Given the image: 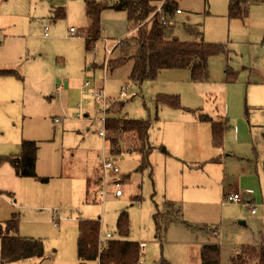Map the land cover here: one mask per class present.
Returning <instances> with one entry per match:
<instances>
[{"label": "rangeland", "instance_id": "374dc122", "mask_svg": "<svg viewBox=\"0 0 264 264\" xmlns=\"http://www.w3.org/2000/svg\"><path fill=\"white\" fill-rule=\"evenodd\" d=\"M176 1L183 11L179 22L201 25L206 41L223 43L236 54L232 62L225 54L211 57L203 82L191 81L186 69H167L139 85L128 78L130 62L109 71L106 60L120 55V43L111 54L106 48L131 34L123 11L102 12L101 37L88 50L84 0H0V69L18 75L0 76V157L19 153L22 139L35 140L36 174L48 178L41 182L18 177L8 162L0 163V225L15 213L19 235L45 244L43 258L7 264H75L79 219L99 220L101 235L108 232L114 239L145 243L142 264L161 257L172 264H201L199 248L207 243H219L220 264H231L236 246L253 244L255 230L264 229V205L251 215L248 203H223L235 185L240 194L250 191L257 203L261 195L264 5L252 7L240 21L227 19L228 0ZM57 7L65 8V18L53 17ZM69 28L77 31L75 37ZM123 54L130 56L128 51ZM85 80L91 82L84 96L90 114L79 118V86ZM122 83L131 88L120 115L152 124L151 166L137 171L140 154L128 152L122 141V152L114 158L123 175L109 176L103 199L93 184L100 183L101 154L110 145L108 138L99 136L104 127L94 117L100 116L101 106L91 94L101 89L116 99ZM158 94L177 95L182 107L195 111L156 107ZM199 112L232 126L221 148L211 145L210 123L199 121ZM118 178L123 195L114 197ZM165 200L178 204L180 216L156 238L153 214L156 209L165 212ZM53 209L63 218L59 228L51 221ZM122 212L129 220L127 237L116 231ZM212 226H217V235Z\"/></svg>", "mask_w": 264, "mask_h": 264}, {"label": "trees", "instance_id": "16d2710c", "mask_svg": "<svg viewBox=\"0 0 264 264\" xmlns=\"http://www.w3.org/2000/svg\"><path fill=\"white\" fill-rule=\"evenodd\" d=\"M84 1L89 21L84 38L85 48L88 50L101 37L102 12L107 9L125 12L127 32L131 31V34L119 41L120 55L108 58L106 68L113 71L130 62L128 78L133 83L141 85L145 80H155L160 71L167 69H186L191 81L203 82L208 77L209 59L220 54L228 56L230 53L227 45L206 41L201 25L178 22L175 19L178 10L176 0ZM255 1L257 0H228V19L245 20L250 6ZM204 2L207 4V0ZM52 13L55 19L65 18L66 15L64 7H57ZM163 20L166 23H163ZM124 51H128L127 55L130 56H125ZM0 76L18 75L14 70L0 69ZM155 103L156 107L164 104L184 111H195L182 107L177 95L158 94ZM123 106L124 102L113 105L105 120L104 129L109 140V150L114 155H120L123 141L128 152L140 154L137 171L143 172L151 166L149 155L153 146L148 139L152 124L148 120L130 119L124 114L120 115L119 109ZM197 118L201 122L210 123L211 145L220 148L229 125L223 119L214 120L202 112L198 113ZM38 149L37 141L22 139L19 153L1 156L0 163L8 162L18 177L37 178L41 182H47L48 178H39L35 171ZM195 167H199V164ZM151 174L150 170V176ZM164 206V213L156 209L153 214L156 238L161 236L168 222L175 221L180 216L178 204L165 200ZM171 210L176 212V216L170 215ZM18 223V215L14 213L0 225V264L41 259L44 256V241L20 236ZM129 229L127 214L122 212L117 218L116 231L120 236L127 237ZM100 230L99 220H78L77 264H142L143 255L140 253L138 242L111 238L100 246ZM216 233L218 234V230L214 231V234ZM258 237L256 244L241 245L236 255L231 258V264H264V231L259 232ZM220 255L221 246L218 243L203 244L199 248L201 264H220ZM150 264L172 263L161 257Z\"/></svg>", "mask_w": 264, "mask_h": 264}, {"label": "built area", "instance_id": "2783aa9c", "mask_svg": "<svg viewBox=\"0 0 264 264\" xmlns=\"http://www.w3.org/2000/svg\"><path fill=\"white\" fill-rule=\"evenodd\" d=\"M158 10L159 9H157V11ZM180 13H181L180 10L176 11V15L180 14ZM163 23H166V21L163 20ZM47 31H48V28L45 27L44 28V36H47ZM76 33H77V31L75 29H73V28L69 29L70 36L75 37ZM106 50L108 53H110V49H106ZM90 85H91L90 80H86L79 87V103H78L79 112L77 114V116L79 118L87 117L90 114V109L88 107H84V103H85L84 96L87 93V89L89 88ZM130 88H131V86L129 84L121 85L119 92H118V96L116 99H112L111 97L107 96L105 91L101 90V89L96 90L95 92H93L91 94L93 100L101 106L100 116L97 118L99 121L102 122L103 127H104L105 120L107 117V112L109 111L110 107L112 105L118 103L116 101H122L123 102V100H125L128 97ZM99 136H101L104 140H106L107 139L106 130L103 129V130L99 131ZM114 156L115 155L110 152L109 146H108V152L107 153H105V151L102 152V157H101L102 177H101V182H100L101 185H100V189H99L98 194L103 199H105V197L108 194L109 176H121V175H123L119 170V167L116 163ZM119 180L120 179L118 178V179L114 180L115 182L113 183L114 190L112 191V194L114 197H121L123 195V191L120 188ZM242 201H243L242 195H240L236 192L226 194L223 198V203L239 204ZM255 212H256V206L251 205V213L255 214ZM52 220H53V226L56 228H58L60 226L61 222L63 221L61 213L58 209L52 210ZM101 232L102 231H100L99 236H98V242H99L100 246L103 243H105L106 240L112 238V234L107 232L104 235H101ZM138 245H139L140 253L142 255H145V247H146L145 243L141 242V243H138Z\"/></svg>", "mask_w": 264, "mask_h": 264}, {"label": "crops", "instance_id": "0c3cea01", "mask_svg": "<svg viewBox=\"0 0 264 264\" xmlns=\"http://www.w3.org/2000/svg\"><path fill=\"white\" fill-rule=\"evenodd\" d=\"M227 5H228V1H227ZM264 5V0H257V1H255L254 3H252V5L250 6V8H249V13H250V9L252 8V7H259V6H263ZM178 10H180V8L178 7ZM85 11H86V9H85ZM181 11V13L180 14H182L183 13V11L182 10H180ZM180 14H177L176 15V20H177V16H179ZM249 15V14H248ZM227 19H228V17H227ZM229 20V19H228ZM178 21V20H177ZM240 21H243V20H240ZM179 22V21H178ZM70 29V28H69ZM128 33V32H127ZM126 33V34H127ZM43 34H44V30H43ZM120 41V40H119ZM119 41H117L115 44H114V47H115V45L119 42ZM114 47H112V48H106V45H105V48L106 49H110V54H111V52H112V50H113V48ZM112 49V50H111ZM107 51V50H106ZM230 56H229V54H228V56H227V59H228V61H230V62H232L233 60H234V58L236 57V54L234 53V52H232L231 50H230ZM107 54H109L108 52H107ZM103 62V61H102ZM240 69H244V67H240ZM230 69H226V71L225 72H228ZM264 80V79H263ZM86 81V80H85ZM84 81V82H85ZM124 81V80H123ZM83 82V83H84ZM123 84H129V83H122L121 85H123ZM81 86V85H80ZM79 86V87H80ZM232 88V86H229V89H231ZM119 92V91H118ZM79 103V102H78ZM98 117V116H97ZM97 117H94V119L95 120H97V121H99L98 120V118ZM231 125L229 126V128L226 130V132H229L230 130H231ZM234 130V129H233ZM226 132H225V134H226ZM229 136V135H228ZM224 137H225V135H224ZM223 145V144H222ZM222 147V146H221ZM220 147V148H221ZM102 155V154H101ZM101 157V156H100ZM219 162H221L220 160H219ZM101 163V162H100ZM263 175H264V173H263ZM101 177H102V169H101V175H99L98 176V181L99 182H101ZM264 177V176H263ZM260 181H261V178H260ZM87 184H88V182H87ZM94 186H96L97 188H98V193H99V189H100V185H101V183H97V184H93ZM238 186H242L241 185V183H239V185ZM263 190H264V180H262L261 181V195H260V197L258 198V203L256 202L257 200L254 198V197H250L251 196V192L250 191H244V192H242L241 194H240V192L238 191V187H237V185H235L234 186V192H236V191H238V192H236V193H238V194H240V195H242V198H243V201L241 202V203H248V204H250V205H252V204H254L255 202L258 204V205H253V206H256V212H255V214H252L251 213V215H257L258 214V212H257V208L259 207V208H263V205H264V196H263ZM233 192V193H234ZM99 195V194H98ZM244 197H249L250 198V200L249 199H247L246 201L244 200ZM51 215H52V211H51ZM51 221H52V224H53V220H52V216H51ZM261 221L264 223V212H263V214L261 215ZM63 222V221H62ZM78 222V221H77ZM239 224L240 225H245L246 223L244 222V221H241V222H239ZM60 227V226H59ZM58 227V228H59ZM211 230V232H213V231H215V230H218V228H217V226H212V228L210 229ZM76 231H77V224H76ZM256 232H257V238H256V240H255V242H253V244H256L257 242H258V239H259V237H258V233L259 232H261V231H264V229H262V230H259L258 231V229L257 230H255ZM219 244V243H218ZM244 243H242V244H240V245H238V246H236V249H239V247L241 246V245H243ZM221 246V245H220ZM75 264H77V259H76V263Z\"/></svg>", "mask_w": 264, "mask_h": 264}]
</instances>
